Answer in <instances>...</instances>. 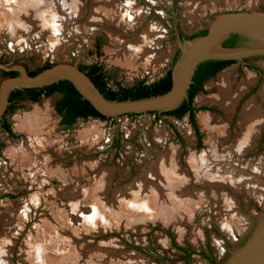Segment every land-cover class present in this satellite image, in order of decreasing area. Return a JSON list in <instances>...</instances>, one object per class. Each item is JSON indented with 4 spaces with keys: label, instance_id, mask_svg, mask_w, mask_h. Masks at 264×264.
Wrapping results in <instances>:
<instances>
[{
    "label": "rangeland",
    "instance_id": "374dc122",
    "mask_svg": "<svg viewBox=\"0 0 264 264\" xmlns=\"http://www.w3.org/2000/svg\"><path fill=\"white\" fill-rule=\"evenodd\" d=\"M239 9L264 0H0V82L8 69L58 62L99 64L112 87L151 82L172 69L178 35ZM58 97L21 102L7 116L12 134L0 132V264H220L258 224L262 56L204 81L193 98L199 140L187 114L64 127ZM28 114L34 133L16 122ZM165 162L170 189L156 181Z\"/></svg>",
    "mask_w": 264,
    "mask_h": 264
},
{
    "label": "water",
    "instance_id": "95a60500",
    "mask_svg": "<svg viewBox=\"0 0 264 264\" xmlns=\"http://www.w3.org/2000/svg\"><path fill=\"white\" fill-rule=\"evenodd\" d=\"M232 34H238L242 40L234 46H224L223 41ZM177 37L180 55L171 69V86L164 93L137 99H108L76 63L58 62L35 74H29L23 66H19L17 74L5 76L0 82V119L12 90L42 87L65 79L73 84L82 98L106 117L173 110L187 98V90L199 63L211 59L241 60L264 56V10L223 11L211 19L205 33L190 38ZM9 70L14 69L6 71ZM262 205L258 224L220 264H264V203Z\"/></svg>",
    "mask_w": 264,
    "mask_h": 264
},
{
    "label": "trees",
    "instance_id": "16d2710c",
    "mask_svg": "<svg viewBox=\"0 0 264 264\" xmlns=\"http://www.w3.org/2000/svg\"><path fill=\"white\" fill-rule=\"evenodd\" d=\"M206 32L205 30L199 31L190 35V37H195ZM242 40V37L238 34H232L223 41V45L230 47L234 46ZM177 55L174 60L177 59ZM234 59H218V60H206L199 63L194 71L192 76V82L189 85L187 90V98H185L181 104L173 110L164 111L161 113L150 111L152 113H157L158 115H172L175 117H181L184 114H189L191 124L196 127L194 121V111L196 108L193 106L194 96L203 90V82L209 78L213 77L217 72L227 67L228 65L234 63ZM51 64H45L36 71H28L29 74H35L36 72L49 67ZM212 67L205 76L200 77V72L206 67ZM83 70L93 81L95 86L99 91L108 99H137L142 97H147L151 95L161 94L166 92L171 86V69H167L163 75L157 79L147 82L145 79L136 81L130 86H123L116 84V87H112L109 84V78L106 75L105 71L99 64L93 63L85 67H79ZM17 74L15 70L4 71V76H13ZM29 94V99L33 102H37L41 97H48L54 93L61 94L60 99L55 103V111L57 114L61 115L60 123L64 124L66 127H71L75 121L79 118L87 119L99 118V119H110L103 114L99 113L88 100L81 97L79 92L75 89L73 84L69 80H59L58 82L48 84L42 87H27L23 89L12 90L9 94L8 101L9 104L5 109L4 114L12 113L17 108V95L21 93ZM135 113H129L132 115ZM3 129L12 134L11 125L8 122H3ZM212 259V258H211Z\"/></svg>",
    "mask_w": 264,
    "mask_h": 264
},
{
    "label": "bare ground",
    "instance_id": "6f19581e",
    "mask_svg": "<svg viewBox=\"0 0 264 264\" xmlns=\"http://www.w3.org/2000/svg\"><path fill=\"white\" fill-rule=\"evenodd\" d=\"M221 99H222V102L224 103V106L228 107V105H230L231 101L227 100L226 97H223V98L221 97ZM25 118H27L26 119L27 121H25V123H23L24 122L23 120H22L23 122H19L18 119H16L17 120L16 122L18 123L19 127H21V128L25 127L26 129H30V131L32 133L36 132L37 129H38L37 128L38 127V125H37L38 123H37L36 118H34L33 115L31 116L29 114L26 115ZM162 169H165V171H163ZM168 170H169V167H168V165H166V162L165 163H162L160 165H157V171H159V172H158V174L156 176L157 177V180L156 181L158 182V184L160 186V189H161V187L162 188L163 187L165 188V186L167 185L166 182H172L171 180L169 181V180L166 179V176H168V174H167L166 171H168ZM154 173L156 174V172H154ZM157 188H158V186H157ZM167 189H170V187L168 186Z\"/></svg>",
    "mask_w": 264,
    "mask_h": 264
},
{
    "label": "flooded vegetation",
    "instance_id": "af4514ba",
    "mask_svg": "<svg viewBox=\"0 0 264 264\" xmlns=\"http://www.w3.org/2000/svg\"><path fill=\"white\" fill-rule=\"evenodd\" d=\"M263 58H264V56H262ZM212 67H210V66H208V67H206V68H204V70L203 71H201L200 72V77H203V76H205V74L206 73H208V71L211 69ZM27 71H31V70H27ZM203 85H204V82H203ZM54 94H57L59 97L57 98V100L58 99H60V97H61V94H59V93H54ZM53 94V95H54ZM29 94H27V93H21L20 95H17V98H16V100H17V105L18 104H20L21 102H23V101H26V100H29V101H31L30 99H29ZM42 98V97H41ZM40 98V99H41ZM56 100V101H57ZM33 102V101H32ZM13 102H11L10 104L8 103V105H11ZM56 103V102H55ZM7 105V106H8ZM7 108V107H6ZM54 111H55V105H54ZM196 111V110H195ZM195 111H194V115H195ZM56 112V111H55ZM57 114V113H56ZM58 116H59V122H60V119H61V115H59V114H57ZM187 115H188V117H189V114L187 113ZM8 114H4L3 113V115H2V118L0 119V132H5V133H7V134H10V133H8V131H6V130H4L3 129V127H2V125H3V122L5 123V122H8L9 124H10V122H9V120H8ZM78 119H80L79 117H78ZM189 120H190V118H189ZM194 121H195V116H194ZM61 124V123H60ZM195 124H196V121H195ZM61 125H63L64 127H65V125L64 124H61ZM192 125V124H191ZM192 127H193V131H194V134H195V136H196V139L197 140H199L200 139V134H199V130H198V128H197V125H196V127H194L193 125H192ZM12 130V129H11ZM11 135V134H10Z\"/></svg>",
    "mask_w": 264,
    "mask_h": 264
}]
</instances>
